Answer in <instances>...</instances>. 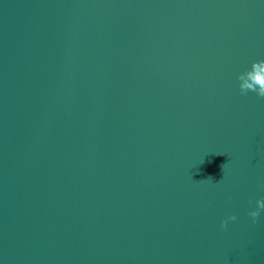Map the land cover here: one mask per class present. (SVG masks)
Listing matches in <instances>:
<instances>
[{"label": "water", "instance_id": "1", "mask_svg": "<svg viewBox=\"0 0 264 264\" xmlns=\"http://www.w3.org/2000/svg\"><path fill=\"white\" fill-rule=\"evenodd\" d=\"M261 59L264 0H0V264H264Z\"/></svg>", "mask_w": 264, "mask_h": 264}, {"label": "clouds", "instance_id": "2", "mask_svg": "<svg viewBox=\"0 0 264 264\" xmlns=\"http://www.w3.org/2000/svg\"><path fill=\"white\" fill-rule=\"evenodd\" d=\"M239 90L242 94L251 91L259 97H264V59L253 60L251 67L238 74ZM256 207L248 210V215L255 222L260 214V210L264 209V199H257ZM237 217L229 214L220 221L222 228H226L229 221H235Z\"/></svg>", "mask_w": 264, "mask_h": 264}]
</instances>
